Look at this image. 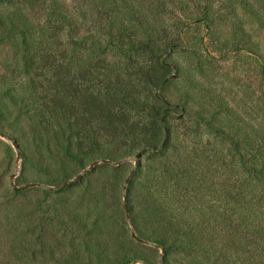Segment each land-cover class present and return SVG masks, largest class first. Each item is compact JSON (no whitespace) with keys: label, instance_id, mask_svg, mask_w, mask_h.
<instances>
[{"label":"rangeland","instance_id":"rangeland-1","mask_svg":"<svg viewBox=\"0 0 264 264\" xmlns=\"http://www.w3.org/2000/svg\"><path fill=\"white\" fill-rule=\"evenodd\" d=\"M42 5L0 1V264H160V247L132 237L150 208L164 218L151 232L169 243L164 264H264V0H167L166 15L152 14L159 36L181 38L159 92L170 145L115 151L103 159L120 165L101 163L60 191L52 188L93 161L64 158L48 132L30 125L41 111L22 58L38 46L29 36L22 46L10 22L37 32ZM47 48L52 70L83 69L80 54L70 61L66 38ZM75 218L99 227L85 232Z\"/></svg>","mask_w":264,"mask_h":264},{"label":"trees","instance_id":"trees-1","mask_svg":"<svg viewBox=\"0 0 264 264\" xmlns=\"http://www.w3.org/2000/svg\"><path fill=\"white\" fill-rule=\"evenodd\" d=\"M75 2L76 6H68L60 0H43L44 23L37 32L10 22L22 46L30 45L28 36L38 46L36 54L29 56L26 51L22 58L27 84L41 111L31 120V128L41 126L51 135L57 152L74 162L108 158L127 148L128 154H133V148L163 151L171 143L172 125L159 92L172 77L175 65L169 57L181 38L172 34L169 41L164 39L149 19L154 13L166 15L167 0ZM61 38L70 45V61L80 54L83 69L48 67L53 56L47 47ZM149 217V221L134 222L140 229L139 239L167 248L164 237L151 234L155 222H163L162 214L150 208ZM73 221L85 232L99 227L95 220ZM172 232L176 238L181 229Z\"/></svg>","mask_w":264,"mask_h":264},{"label":"water","instance_id":"water-1","mask_svg":"<svg viewBox=\"0 0 264 264\" xmlns=\"http://www.w3.org/2000/svg\"><path fill=\"white\" fill-rule=\"evenodd\" d=\"M5 137L8 138L9 140H11V141L13 142V144H14V146H15L17 152H18V157H19V156H20V147H19V145H18L16 139H14L13 137H9V136H7V135H5ZM101 163H104V164H112V165H115V166H118V165L121 164V162H117V163H116V162H113V161L110 160V159H99V160H95V161L92 162V164H91L87 169H85L82 173H80V174H79L74 180H72V181H68V182H65V183L61 184L60 186H57V187H55V188H52V191H60V190H63V189H65L66 187H68L69 185L73 184L74 182L81 180V178L84 176V174L89 173L94 167H96L97 165H99V164H101ZM14 178H15V176H12V179H14ZM33 186H35V184H28V185H26V186H21V187H18V186H15V185H14V190H15V191H24V190H26V189H29V188L33 187ZM125 207H126V210H127V205H125ZM127 219H128V220L130 219V218H129V213H128V212H127ZM132 237H133L134 239H136L138 242H142V240H140V239H138V238L136 237L135 233L132 234ZM161 251H162V256H161L160 264H164L165 250H164L163 247L161 248Z\"/></svg>","mask_w":264,"mask_h":264}]
</instances>
